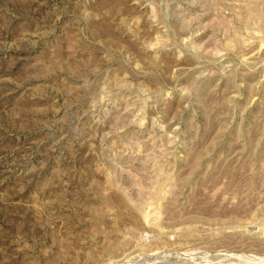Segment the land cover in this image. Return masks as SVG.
<instances>
[{
    "label": "rangeland",
    "instance_id": "rangeland-1",
    "mask_svg": "<svg viewBox=\"0 0 264 264\" xmlns=\"http://www.w3.org/2000/svg\"><path fill=\"white\" fill-rule=\"evenodd\" d=\"M0 264H264V0H0Z\"/></svg>",
    "mask_w": 264,
    "mask_h": 264
}]
</instances>
